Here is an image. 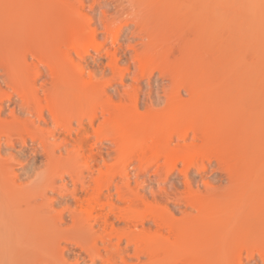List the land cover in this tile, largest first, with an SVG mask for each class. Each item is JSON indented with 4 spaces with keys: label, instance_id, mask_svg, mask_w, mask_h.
Returning a JSON list of instances; mask_svg holds the SVG:
<instances>
[{
    "label": "bare ground",
    "instance_id": "1",
    "mask_svg": "<svg viewBox=\"0 0 264 264\" xmlns=\"http://www.w3.org/2000/svg\"><path fill=\"white\" fill-rule=\"evenodd\" d=\"M91 1L85 12L84 0H31L39 14L33 17L24 13L25 0H0V264H264V118L238 103L256 98L263 106L262 49L256 45L247 75L218 81L214 33L223 15L215 0ZM95 3L105 7L99 19L92 15ZM219 4L225 14L241 4L242 16H256L257 31L264 28V0ZM126 30L127 39L138 41L127 48L120 43L108 66L87 72L91 49L104 47L98 35L115 45ZM122 56L127 71L137 63L131 89H124L121 71L119 83L112 81ZM155 71L167 82L162 93L143 92L141 83L150 86ZM231 85L237 92L229 95ZM130 92L129 106L113 103L114 95ZM2 96L11 104L7 113ZM139 101L164 107L141 117ZM88 102L101 107L107 155L122 157L119 165L99 164L97 155L83 161L86 139L70 143V112ZM75 121L84 127L82 117ZM50 123L54 129L46 132ZM25 147L43 158L32 180L20 179L17 153H2ZM211 159L224 173L220 183L193 191L189 168ZM179 165L186 197L146 190L152 166L158 176ZM238 246H246L245 257Z\"/></svg>",
    "mask_w": 264,
    "mask_h": 264
},
{
    "label": "rangeland",
    "instance_id": "2",
    "mask_svg": "<svg viewBox=\"0 0 264 264\" xmlns=\"http://www.w3.org/2000/svg\"><path fill=\"white\" fill-rule=\"evenodd\" d=\"M84 1H85V4H84L85 9L84 10H85V12H88L89 6L92 4V1L91 0H84ZM217 1L218 0H215V2H216L215 5L217 7L216 10H218L217 14L219 16L222 14L223 17L222 18L218 17L221 20L218 19L216 21V24H215L216 25L215 26V33H214L215 34L214 35V38H215L214 39V42H215L214 50H215V52H214L213 58L216 56V59H213L215 62L214 63L215 64L214 65V74L216 73L215 78L218 81H220V79H222L221 77L228 78L229 80L232 81V80L237 79L238 76L240 77V76L245 75V72L247 75V73H248L247 71H249V69H251L252 67L255 66V64H256L254 62L255 60L252 58H254L255 54L258 51H260L262 49V51H260V52H261V54H264V50H263L264 49V46H263L264 45V34H263L264 33V28H263L264 25L263 26L261 25V27L263 28L262 29L263 31L260 30L261 29V27H260L259 28L260 31L258 32L257 31L258 25L260 26L261 23L259 22L260 24H257V20L255 18L256 16H253L252 14H251V16H245V17L242 16L243 14L244 15H247V14H245V12H243L244 9H242L243 7L241 4L240 5L238 4V5L241 6L242 8L239 9V7H237L238 5L237 6L235 5L234 7L230 8L232 11L230 10L227 14H225L221 9V7H222L221 4H219V3H221V0L218 2ZM231 2H232V0H231ZM24 4H26L23 7V10H24V13L26 16H33V17L38 16L39 17L38 11L34 10L32 4H31V0H25ZM232 5H233V3H232ZM93 6H94V9L92 11V15L95 19H99L102 16V11L105 9V7H103L97 3L93 4ZM218 6H219V8H218ZM233 10H234V12H233ZM237 10H238V13H237ZM239 11H241L242 14ZM232 12L234 13V15ZM224 15H225V18H224ZM237 16L239 18H237ZM246 17H247V19L249 18V21H250V23L248 21V24L246 23V21H247L245 19ZM253 17H254V19H253ZM48 19H51L50 15H48L47 17L40 18L38 20V22L35 21L34 24L37 22L36 27H39L43 22L44 23L49 22L50 20H48ZM232 19H234V21ZM251 19L254 21L256 20L255 26L257 25L256 26L257 28L254 27L255 28L254 29L252 27V26H254V21H252ZM232 21L236 24L232 23ZM242 21H244L245 24ZM251 21L253 24L251 23ZM261 21H263V20H261ZM233 26H234V28H233ZM251 28H253L255 30V32H253V30ZM127 33H128V30L122 32V34H120L118 36V38H119L118 43H116L115 45L113 44V39L111 37H105V34L98 35L97 42H103L104 47L102 49L98 50L97 53L94 52L93 48L91 49V53L88 54L87 58H86V62H88L90 64L89 67H87V69H86L87 72L92 71V69H93L92 65L94 67H96L98 70H100L103 66H108L110 59L113 56V52L116 49H118V45L120 43H122V45H121L122 48H127L128 43L134 44L136 41H138V40H134V41L131 40L132 38L138 39V38H135V36L128 37V39H127ZM129 38H131V39L129 40ZM256 38L257 39L259 38V40H257ZM128 40H129V42H128ZM260 41H262V42L260 43ZM257 42H258V44H257ZM240 43H242V44H240ZM256 45H258V47ZM260 46H262V47H260ZM255 47L258 48V51ZM227 51H229V52H227ZM236 53L239 54L240 58L238 57V55ZM228 54H230V55H228ZM242 54H243V57H242ZM119 55H120V51L118 50L117 56H119ZM234 55H235V57H234ZM261 56H262L261 61L264 63V61H263L264 55H261ZM29 60H30V61H28L29 69L31 71H36L37 70L36 58L30 57ZM92 60H94V62H92ZM262 62H261V64H262ZM239 63H241V64H239ZM223 64H224V66H223ZM126 65H127V62L124 59V56H122V60L119 61V64H118L119 68L116 72V75L113 77L112 81L114 84L119 83L120 75L118 74V71H121L124 73V76H125V78H124V89H131V87H130L131 77L136 74L138 67H137V63H135V66H132L130 68V71H127V70H125ZM236 65H238V66H236ZM249 65L252 67H250ZM242 66H244L246 69L248 67H250V68L246 70V69H243L244 67L242 68ZM262 66L264 67V64ZM40 67L44 68V66L41 64H40ZM225 67H226V69H225ZM238 67H239V69H238ZM263 67H262L263 70H261L262 71L261 77H262V75L264 77V68ZM237 69H238V71L239 70L240 71L238 72ZM241 70H243V71L241 72ZM244 70H245V72H244ZM87 72L85 74L86 76H87ZM108 74H109V72H108ZM144 83H145V81H143L141 83L143 92L152 91L153 94H156V93L161 94L162 93L161 88L167 82H166V80H164V82H161L159 75H158V72L155 71L154 76L152 77L151 85L147 86V85H144ZM232 86L233 85H231V88L226 92L229 95L235 94L237 92V90L234 89V87H232ZM2 89L7 90V91L11 90L10 88H7L5 85L2 86ZM229 91L231 94L229 93ZM130 94H131V96H128V97L125 96L123 98H121L117 95H114L113 99H112L113 103L117 106L119 104H121L122 106H129L130 102L134 98V96H133L134 93L130 92ZM129 97L131 98V100H129ZM140 97L142 98V95ZM2 99H4L3 100L4 101L3 105L5 107L4 113H7V110L11 107V104L7 100V98H5V96H2ZM250 101H251V104H250ZM256 101H258V102H256ZM245 102H248V103H245ZM217 103L218 102L215 101V104H214L215 106H212L213 104L211 105L212 112H214L217 109V108H215L217 106L216 105ZM238 103H244L245 105H248V106H246V108L249 110L248 111L249 113L250 112L252 113V115L254 114V116H255V113H256L257 117L264 118V116L262 117V115H264V109H263L264 103H263V106H261L262 103H261V101H259V99L256 100V98H254L252 100H248V101H244V102L239 101ZM259 103H261V104H259ZM91 104L92 103H89V106H87L88 104L78 106V107L76 106V107L72 108L71 112L69 110V112L71 113L70 116H72V119H73L72 120L73 121V123H72L73 124L72 125L73 131L71 134L72 136H71L70 143L73 144L74 146H76V145H78L77 143H79V141H81L82 139H86V140H82V142L84 141L83 145L81 143H79V144H81L80 145L81 147L82 146L85 147V149L82 147L84 149L83 151H85V153L82 151L83 155L81 158L83 159V161L86 160V157L89 158L90 155H94V156L97 155L95 157H98L99 164L109 165V163H111V165H112V163H113L116 165L118 163L117 165H119V162L121 163L124 161V159H123V161L121 160L122 157L118 156V159H117V155H116V158L114 157L115 156L114 154L113 155H107V152L109 151V149H108L107 142H106V141H108L107 137H106V131L108 132L109 129L107 130V128H108L107 125H105L103 123V118L101 116V111H100L101 107L99 104L93 103L94 105H97V108H95L96 106L95 107H94V105L91 106ZM232 104H234V103L232 102ZM163 107H164L163 104H157L156 102L153 103L152 106L148 107V106L144 105L141 101H139L137 112H139V114H138L139 116L147 117L150 115L149 113L159 112ZM214 108H215V110H214ZM254 111H255V113H254ZM258 111L262 114H257V113H259ZM94 113H96V114L94 116L92 125L90 127L86 126V124L88 123L89 117L94 115ZM66 116H67V114H66ZM254 116H253V118H257L256 116L255 117ZM77 117H82V119L84 120V123H85L84 127L79 128V129L76 128V121L75 120L77 119ZM44 129L46 132L50 131L51 129H54V124L50 123L47 126H45ZM57 129H58V131H62L60 126H57ZM62 133L65 134L63 131H62ZM63 134H62V136L59 137V139L57 138L58 142H60L62 140ZM66 136H67L66 138L69 137L68 135H66ZM73 145H70V148ZM78 147L79 146H77V148ZM16 151H17V148H6L2 153H17V156H19V158L23 164L22 168L19 169V173L21 174L20 179L32 180L34 178H37L40 175L39 172L43 168V158L40 155V152L36 155H33L30 153V150L27 147H25L24 149H20V150L18 149V152H16ZM94 153H96V154H94ZM84 154H85V156H84ZM83 157H85V158H83ZM119 157H120L121 161H119ZM180 169H181L180 165L178 166V168H174L171 171L169 170V168L168 169L164 168L160 171V175L157 176V174H155V171H154L155 166H152L149 169V172L145 177L147 179L146 190L148 192L149 191L150 192H159L163 188H166L167 192L174 193V194H176L177 197H184L188 193L187 192L188 188L184 185V181H183V178L181 176ZM222 173L217 168V164H216L215 160H212V159L210 160V162H207L205 160L204 165H200L198 167L191 166L189 168L188 175L192 181V190L193 191H200L203 188V186L205 185L204 183H206V182L207 183L209 182L210 185H218L220 183L218 176L224 174V173L223 174ZM165 174H168V176H169L168 180H162V177ZM221 183H223V185L226 184V179L224 177H223ZM113 190L114 189H112V191H111L112 193L115 191V190L114 191ZM114 194H115V192H114ZM173 203H176V202H173ZM174 209H176V207H174ZM174 214L178 215V212L174 211ZM238 247H240V246H238ZM244 248H246V246H244ZM244 248H241V252H242L243 256L245 257L248 252H246L247 248L246 249H244ZM69 256L72 259V260L71 259L70 260L73 261L74 258L72 256V254H70ZM132 260H133V258H132ZM245 264H253V262H246Z\"/></svg>",
    "mask_w": 264,
    "mask_h": 264
}]
</instances>
